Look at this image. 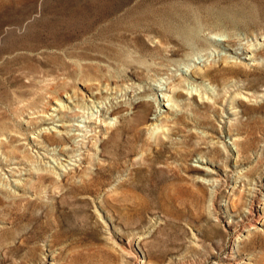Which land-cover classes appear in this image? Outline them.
<instances>
[{
  "label": "rangeland",
  "instance_id": "obj_1",
  "mask_svg": "<svg viewBox=\"0 0 264 264\" xmlns=\"http://www.w3.org/2000/svg\"><path fill=\"white\" fill-rule=\"evenodd\" d=\"M260 198L264 0H0V264H264Z\"/></svg>",
  "mask_w": 264,
  "mask_h": 264
},
{
  "label": "bare ground",
  "instance_id": "obj_2",
  "mask_svg": "<svg viewBox=\"0 0 264 264\" xmlns=\"http://www.w3.org/2000/svg\"><path fill=\"white\" fill-rule=\"evenodd\" d=\"M57 106H59V107H61V109L64 107L63 105H61L60 106V104H57ZM51 110H53V111H56L57 109L56 108H54V107H51L50 108ZM87 122V121H86ZM88 124V123H87ZM62 126V125H61ZM88 126H90V124L88 125ZM88 126H86V127H88ZM61 166V165H60ZM59 167V166H58ZM215 181V180H214ZM255 190H256V188H255ZM259 191V190H258ZM264 207V202H263V198L261 199H259V201H258V204H257V209L259 208V209H263V208H261V207ZM246 213H248V214H250L251 215V208H250V210L249 211H247ZM244 219H245V217H243ZM248 220V219H247ZM246 220V221H247ZM252 222V220H248L244 225H243V227H242V231L243 232H248L247 230H249V229H253V228H256L255 227V225H260L261 223H260V221L259 220H255L254 221V223H251ZM255 230V229H254ZM240 235V234H239ZM240 236H242V235H240ZM238 237V236H237ZM235 238L234 239V243H236L237 242V239L238 238ZM238 240H240V239H238ZM235 246V245H234ZM228 264H230V263H228ZM234 264H244V262L242 261V262H236V263H234Z\"/></svg>",
  "mask_w": 264,
  "mask_h": 264
}]
</instances>
